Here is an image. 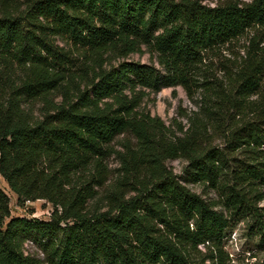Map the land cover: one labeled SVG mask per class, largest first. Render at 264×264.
Instances as JSON below:
<instances>
[{
  "label": "trees",
  "instance_id": "1",
  "mask_svg": "<svg viewBox=\"0 0 264 264\" xmlns=\"http://www.w3.org/2000/svg\"><path fill=\"white\" fill-rule=\"evenodd\" d=\"M246 36L229 88L211 85L207 56ZM143 46L158 65L112 63ZM165 86L191 96L201 88L211 115H239L223 144L190 128L172 141L159 118L138 112L146 91ZM263 86L264 0H30L21 13H3L0 174L18 203L45 199L54 210L49 220L14 216L0 186V264H227L225 239L241 222L264 251ZM39 98L46 109L34 118L25 106ZM124 132L138 141L127 154L131 180L105 210H89L96 191L76 177L94 165L102 185L103 158ZM178 157L187 160L183 176L166 166ZM135 180L127 196L122 186ZM27 241L43 259L25 252Z\"/></svg>",
  "mask_w": 264,
  "mask_h": 264
},
{
  "label": "rangeland",
  "instance_id": "2",
  "mask_svg": "<svg viewBox=\"0 0 264 264\" xmlns=\"http://www.w3.org/2000/svg\"><path fill=\"white\" fill-rule=\"evenodd\" d=\"M204 3L214 6L218 2L224 0H202ZM249 1V0H240ZM30 0H0V16L3 13H21ZM60 45L64 42L59 40ZM247 36L240 40L230 43L226 47L217 49L207 56L205 61L204 71L208 73L210 78H214L213 84L206 83L209 87L215 86L216 82H221L222 85L229 88L230 79L234 74V70L238 67L239 62L246 53ZM132 60L141 63H155L158 65L157 58L150 53L146 47H141L140 51L131 53L128 57H114L112 63L117 64L124 60ZM22 67L16 71L22 72ZM206 75V74H205ZM18 79L19 76L17 75ZM207 82V80H205ZM211 84V85H209ZM264 88V86H263ZM193 96L188 95L182 86L170 87L165 86L159 92L146 91L141 99L140 106L138 107L139 113H148L154 118H159L166 128L169 139L172 141L178 140L186 136L189 130H199L202 132V137L212 144H223V132L228 127H232L239 121V115L233 117L232 111L227 113L223 112L219 118L207 112V105L213 104L210 99V94L203 89L193 91ZM51 101L60 103L63 99L62 91L55 90L50 94ZM256 98V96L252 97ZM26 110L33 114L34 118H40L43 111L46 109L43 98L30 101L26 106ZM206 108V109H205ZM202 110V111H201ZM229 112V113H228ZM234 112V111H233ZM194 114L198 116L195 117ZM192 118V119H191ZM191 119V120H190ZM207 124V125H206ZM208 127V131L205 129ZM183 130V131H182ZM189 132V131H188ZM109 151L103 158V179L102 185H99L95 180H99L101 169L92 165L85 172L80 173L76 179L77 183L89 182L93 185L96 191V197L88 201L87 207L89 210L101 209L105 210L110 202V193L118 187V184L123 179L126 181L131 180L129 169L131 163L128 161L131 150L138 148V141L131 132H124L116 137L110 144ZM187 165V160L184 157L176 159H168L166 166L175 174L183 176V170ZM142 174H146L145 168L141 170ZM94 179V180H93ZM137 185V182L122 186L123 192L128 191L126 194L130 196L134 194L132 188ZM0 186L9 195L11 200V209L14 216H24L27 218H38L40 220H49L54 210L53 205L45 199H38L35 201H26L18 203L17 194L12 191L8 182L0 174ZM188 186L196 192H201L208 198H213L215 193L203 189L201 185L188 183ZM121 190V192H122ZM264 207V200L260 204ZM258 239L250 236L245 222L238 223L228 233L225 239V251L228 254L227 264H264V251L258 245ZM25 252L43 259L44 255L39 248L38 244L27 241L24 244Z\"/></svg>",
  "mask_w": 264,
  "mask_h": 264
}]
</instances>
